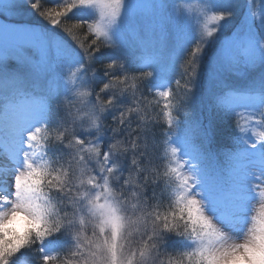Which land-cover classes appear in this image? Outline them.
I'll return each instance as SVG.
<instances>
[{
    "label": "snow or ice",
    "instance_id": "6c2138e0",
    "mask_svg": "<svg viewBox=\"0 0 264 264\" xmlns=\"http://www.w3.org/2000/svg\"><path fill=\"white\" fill-rule=\"evenodd\" d=\"M199 13L0 0V264H264V0Z\"/></svg>",
    "mask_w": 264,
    "mask_h": 264
},
{
    "label": "rangeland",
    "instance_id": "374dc122",
    "mask_svg": "<svg viewBox=\"0 0 264 264\" xmlns=\"http://www.w3.org/2000/svg\"><path fill=\"white\" fill-rule=\"evenodd\" d=\"M49 1H55V2H59V0H49ZM169 2H171V0H169ZM179 3L181 4L184 12L190 17L192 18V23L189 25V32L190 34L194 35L195 32V24H196V17L200 14L199 13V3L200 0H179ZM74 16L80 17L83 15H94V13H81L78 10L75 11L73 13ZM240 14L237 13V19H239ZM25 17L31 21L32 25L39 28L41 31L45 30L47 27V24L45 21H43V19L41 17H39L38 15L36 16L35 12L29 10L28 12L25 13ZM233 26L235 25V21L230 22ZM224 33H221V36H223ZM215 52V44H213L212 46L209 47V49L207 50V54L204 57V62H203V66L201 68L200 74H199V78L197 83L194 86V92L196 93V100H198L199 105L201 103V101H204V97L202 94L203 90L206 92V100L208 98V93L209 91L213 88V84L214 81L212 79L209 78V72H208V60H209V56L213 55ZM106 54L107 56L110 55V52L108 50H105L104 52H102V54H98V57L101 55ZM139 55V54H138ZM103 58V57H102ZM138 64L142 65L143 61L142 60H138ZM175 78H179L178 77V71L177 73L175 72H171L169 74V76L167 77L169 79V81H171V78L174 77ZM236 84L237 87L240 88H244L246 86V81H235L234 82ZM173 85H174V81H173ZM207 104V103H206ZM205 104V105H206ZM2 185V184H0ZM2 187V190L0 191H4V187L0 186V189ZM188 242L181 240L180 238L177 237H173V245L175 247H180V246H185ZM53 246L50 245V249H52Z\"/></svg>",
    "mask_w": 264,
    "mask_h": 264
},
{
    "label": "trees",
    "instance_id": "16d2710c",
    "mask_svg": "<svg viewBox=\"0 0 264 264\" xmlns=\"http://www.w3.org/2000/svg\"><path fill=\"white\" fill-rule=\"evenodd\" d=\"M55 1H49L48 0V3H54ZM36 14V13H35ZM38 14H36L37 16ZM77 17V16H76ZM79 18V17H77ZM102 54V53H101ZM103 57V58H102ZM107 57L106 54H103L101 55V58L100 56L97 57L98 59L100 60H103ZM203 97L205 98L204 101L202 100L200 105H199V102L198 100H196V93L194 92V96H193V99H192V106H193V110H194V113L195 114H206L207 112V109H206V103H207V100H206V92L203 90ZM217 119L219 120V122L222 124L223 126V129H224V136H222V140H227L229 135L231 134L232 132V125L230 124L229 120L224 118V117H220V116H217Z\"/></svg>",
    "mask_w": 264,
    "mask_h": 264
},
{
    "label": "clouds",
    "instance_id": "9594fccd",
    "mask_svg": "<svg viewBox=\"0 0 264 264\" xmlns=\"http://www.w3.org/2000/svg\"><path fill=\"white\" fill-rule=\"evenodd\" d=\"M86 235H91V232L86 233ZM132 239L134 240L135 237H133ZM134 246L138 250V254H137L138 264H143V262L140 261V257H139V249H140V246L139 245H134ZM188 246L189 247L192 246L190 241L188 242ZM147 264H168V261H167L166 257H164V256H158V257L153 258L152 260H149L147 262Z\"/></svg>",
    "mask_w": 264,
    "mask_h": 264
},
{
    "label": "bare ground",
    "instance_id": "6f19581e",
    "mask_svg": "<svg viewBox=\"0 0 264 264\" xmlns=\"http://www.w3.org/2000/svg\"><path fill=\"white\" fill-rule=\"evenodd\" d=\"M0 163H3V162H0ZM0 184H2V183H0ZM0 186H3V185H0ZM0 190H2V187H1V189Z\"/></svg>",
    "mask_w": 264,
    "mask_h": 264
}]
</instances>
